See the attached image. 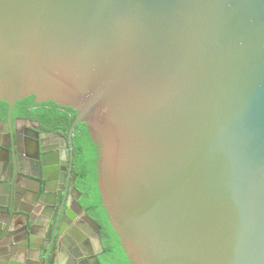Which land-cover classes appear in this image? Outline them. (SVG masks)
<instances>
[{
    "label": "water",
    "instance_id": "95a60500",
    "mask_svg": "<svg viewBox=\"0 0 264 264\" xmlns=\"http://www.w3.org/2000/svg\"><path fill=\"white\" fill-rule=\"evenodd\" d=\"M30 95L75 109L100 145L102 203L130 264H264V0H0L12 124ZM16 144L0 150L24 162ZM28 177L43 213L70 206ZM15 181L0 178V264H104L78 199L98 251L63 248L67 227L38 226Z\"/></svg>",
    "mask_w": 264,
    "mask_h": 264
},
{
    "label": "flooded vegetation",
    "instance_id": "af4514ba",
    "mask_svg": "<svg viewBox=\"0 0 264 264\" xmlns=\"http://www.w3.org/2000/svg\"><path fill=\"white\" fill-rule=\"evenodd\" d=\"M30 96H33V104L29 107L25 108L24 104L21 103L22 100L28 96L16 103L13 111V124L9 121V103L0 99V110L4 104L3 102L8 104L7 108L2 107L6 109L4 112L0 111V118L5 120V122L0 121V131L2 132L0 134V143L8 144L10 134L13 135L17 141L16 148L18 159H22L19 155L24 156V162L17 160L15 163V158L13 159L11 154L8 156L4 150H0V178L6 179L11 175L16 177L15 184L13 185L15 194L18 198L23 200L25 205L33 207V209L37 208L41 210V212L35 215L38 226L53 225L57 221H60L63 223L64 227H67L66 231L61 235L63 248H66V245H69V242L72 240H80L83 243L89 240L91 241L90 246L85 245L84 251H98L100 247L93 240V236H95L96 233L95 227L88 220L85 212L79 211L76 206V200L78 199L84 210L100 225L103 241V250L100 256L103 263L112 264L111 262L113 260L116 262L120 249L119 246L114 243L116 238L112 237V230L108 227V224L104 222L100 214L101 212L98 213L94 211L92 213L87 209V205L92 199L90 180L94 172L93 167L91 170L88 169V161H82L81 158L79 159L80 150L76 138L77 132L84 135L85 131H88L91 136L87 124L83 122L75 123L77 111L71 107L57 104L54 101L55 104H52L50 103L51 100L38 102L35 100L34 95ZM17 107L20 108L19 112L15 111ZM45 108L52 109V113L56 114L54 123L49 122L45 124L40 118L42 115H46V112H44V110H46ZM74 111H76V114ZM78 124H83V128H78ZM37 138L43 140L42 150L45 154L44 166L40 165L39 153L34 148V142ZM84 142L85 147L83 149V154L84 158L88 159L87 141ZM93 142L98 146L97 151L99 158L100 145L95 141ZM98 158L96 163L97 177ZM82 166L84 167L83 172ZM41 175H45L49 179L48 187L52 193L55 194L56 202L59 201V192H68L70 195L69 207H64L62 209L57 203V205H53L49 208L47 213H43V208H41L42 206L40 203L35 201L33 196L27 193L29 187L35 189L38 187V182L28 176L40 177ZM119 242L121 245L120 238ZM126 260L130 264L127 256Z\"/></svg>",
    "mask_w": 264,
    "mask_h": 264
},
{
    "label": "trees",
    "instance_id": "16d2710c",
    "mask_svg": "<svg viewBox=\"0 0 264 264\" xmlns=\"http://www.w3.org/2000/svg\"><path fill=\"white\" fill-rule=\"evenodd\" d=\"M4 104L2 105V107L7 108L8 104L3 102ZM22 104H24V107H29L30 105L33 104V96H28L27 98L23 99ZM50 103L55 104L53 101H51ZM1 107V112H4L6 109H3ZM46 109V108H45ZM16 112L20 111V108H16L15 110ZM44 112H46V115H42L40 118L43 120V122L45 124L52 122L54 123L55 121V117L56 114L52 113L53 110L52 109H46L44 110ZM76 114V111H74ZM53 119V120H52ZM83 124H78L77 127H81L83 128ZM77 141H78V146H79V150H80V154H79V159L81 158L82 161H88L87 163H89V165L87 166L89 170H91V168L93 167V177L90 180V191L92 193V199L91 201L88 203L87 205V209L90 212H101V217L104 219V222L106 224H108V227L112 230L113 235L112 237L116 238V241L114 243H116L117 246H119L120 249V253L117 255L118 260L115 262L114 260L111 262L112 264H129V262L126 260V256L124 254V251L120 245L119 242V238L118 235L116 233V231L114 230V228L112 227L108 215H107V211L104 207V205L102 204V197L100 195V191H99V187H98V182H97V171H96V163H97V158H98V151H97V145L93 142L91 136L89 135L88 131H85V134H81L80 132H77ZM87 141V146H88V159L84 158V154H83V149L85 147V142ZM82 143V144H81ZM84 171V167L82 166V172ZM99 218V216H98ZM100 220V219H99ZM104 224V223H103Z\"/></svg>",
    "mask_w": 264,
    "mask_h": 264
},
{
    "label": "crops",
    "instance_id": "0c3cea01",
    "mask_svg": "<svg viewBox=\"0 0 264 264\" xmlns=\"http://www.w3.org/2000/svg\"><path fill=\"white\" fill-rule=\"evenodd\" d=\"M71 242H69V244H70ZM68 249V248H67Z\"/></svg>",
    "mask_w": 264,
    "mask_h": 264
}]
</instances>
